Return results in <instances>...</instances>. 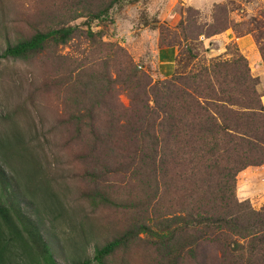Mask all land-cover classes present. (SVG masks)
<instances>
[{
  "label": "rangeland",
  "instance_id": "374dc122",
  "mask_svg": "<svg viewBox=\"0 0 264 264\" xmlns=\"http://www.w3.org/2000/svg\"><path fill=\"white\" fill-rule=\"evenodd\" d=\"M110 2L107 13L89 17ZM202 7L184 0H0V54L37 32L73 28L64 42L0 58V202L20 206L58 264H222L215 244L170 253L171 245L139 231L144 225L167 234L188 211L207 210L210 182L193 149L179 155L184 165L169 167L168 177L155 166L164 86L179 75L176 82H190L211 58H236L234 42L220 55L203 45L204 36L226 29L250 35L264 56V0ZM168 46L177 47L173 68L158 53ZM233 192L260 210L264 163L238 172ZM0 234L13 236L1 220ZM13 245L6 264H43L28 240Z\"/></svg>",
  "mask_w": 264,
  "mask_h": 264
},
{
  "label": "trees",
  "instance_id": "16d2710c",
  "mask_svg": "<svg viewBox=\"0 0 264 264\" xmlns=\"http://www.w3.org/2000/svg\"><path fill=\"white\" fill-rule=\"evenodd\" d=\"M111 6L112 2L88 15L97 19ZM72 32L71 26L37 32L28 40L6 48L0 58L32 52L51 41L64 42ZM180 76L171 78L164 86L167 90L164 103L157 105L162 132L154 137V145L160 151L155 166L162 176L168 177L169 167L180 169L184 165L180 156L193 149L210 182L205 197L207 210L188 211L167 234L144 225L139 231L156 235L163 248L171 245L170 253L186 246L195 249L201 244H215L222 264H264V206L255 210L248 200H238L233 192L238 172L264 163V108L256 90L258 78L250 74L248 62L240 53L234 59L222 56L209 59L207 65L193 72L190 82H176ZM172 95L176 100L174 110L169 105ZM175 147L182 149L180 154ZM198 168L195 162L191 167L193 177ZM0 220L13 233L6 237L0 234V264H6L7 247L18 239L28 240L43 264H58L36 224L20 206L7 207L0 202ZM125 237L106 244L94 259L111 252Z\"/></svg>",
  "mask_w": 264,
  "mask_h": 264
},
{
  "label": "crops",
  "instance_id": "0c3cea01",
  "mask_svg": "<svg viewBox=\"0 0 264 264\" xmlns=\"http://www.w3.org/2000/svg\"><path fill=\"white\" fill-rule=\"evenodd\" d=\"M186 4L193 6L195 9H203L204 4L214 5L221 0H184ZM154 31V30H153ZM203 45L209 48L211 55H220L225 50V45L228 42H234L240 51V53L246 58L251 74L258 78L256 89L260 96L261 104L264 108V63L259 53V49L256 48L255 42L250 35L237 36L231 29L212 35L204 36L202 39ZM216 44V45H215ZM160 48V47H158ZM165 49H159L160 56H167L169 61V68L174 67L173 63L177 55V47H162Z\"/></svg>",
  "mask_w": 264,
  "mask_h": 264
}]
</instances>
